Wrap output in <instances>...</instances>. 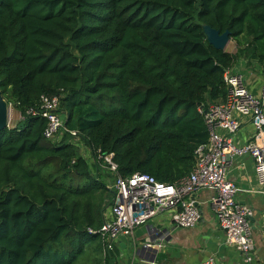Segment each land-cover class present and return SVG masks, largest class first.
Masks as SVG:
<instances>
[{"label":"trees","instance_id":"trees-1","mask_svg":"<svg viewBox=\"0 0 264 264\" xmlns=\"http://www.w3.org/2000/svg\"><path fill=\"white\" fill-rule=\"evenodd\" d=\"M241 60L264 64V0H0V91L23 118L0 130V264H119L121 246L104 257L89 232L117 179L98 157L114 154L123 178L187 177L209 140L203 111ZM43 96L60 97L80 143L45 138L27 113Z\"/></svg>","mask_w":264,"mask_h":264},{"label":"built area","instance_id":"built-area-1","mask_svg":"<svg viewBox=\"0 0 264 264\" xmlns=\"http://www.w3.org/2000/svg\"><path fill=\"white\" fill-rule=\"evenodd\" d=\"M225 82V101L203 111L209 140L198 147L196 164L182 180L168 184L140 173L123 178L119 176L114 154H100L98 160L102 161V166L117 176L109 185L115 195L102 228L98 232L89 230L101 235L104 257L114 251L122 238L133 237L137 228L163 212H171V221L176 228L196 227L201 210L195 195L208 190L213 192L210 203L219 226L226 233V243L240 251L247 263L253 262L254 242L249 219L254 212L236 200L239 189L229 179V172L236 158L249 156L264 194V84L259 92H254L244 76L233 69L227 72ZM27 113L47 121L46 139L61 142L64 135L70 133L74 141L80 143L77 132L66 126L59 96H43L39 105ZM245 119L252 123L254 133L246 144L240 145L235 136ZM201 264L217 263L214 258H209Z\"/></svg>","mask_w":264,"mask_h":264},{"label":"crops","instance_id":"crops-1","mask_svg":"<svg viewBox=\"0 0 264 264\" xmlns=\"http://www.w3.org/2000/svg\"><path fill=\"white\" fill-rule=\"evenodd\" d=\"M233 72L241 73L254 92H259L264 84V64L253 62L248 67L247 62L241 60ZM253 133L252 123L245 119L235 141L244 145ZM229 179L239 189L236 195L238 203L254 212L249 219L254 242L252 263H247L240 251L226 243V233L219 226L210 203L213 192L201 190L195 195L201 210V219L196 227L176 228L171 221V212L160 213L137 228L133 237L120 240L121 251L116 254L119 264H128L129 259L131 264H201L209 258H214L217 264H264V194L256 178L253 160L249 156L236 158ZM146 247L143 257L136 255Z\"/></svg>","mask_w":264,"mask_h":264},{"label":"water","instance_id":"water-1","mask_svg":"<svg viewBox=\"0 0 264 264\" xmlns=\"http://www.w3.org/2000/svg\"><path fill=\"white\" fill-rule=\"evenodd\" d=\"M204 33L207 36L208 42L214 46L217 50L226 51L229 45L231 44V33L230 31H226L225 33L221 34L220 31L212 28L209 25L203 26ZM9 104L4 99L2 92L0 91V130L9 127ZM147 250L143 248L140 252H136V255L139 257H143V252ZM143 259V258H142ZM131 259L128 260V264H131Z\"/></svg>","mask_w":264,"mask_h":264},{"label":"rangeland","instance_id":"rangeland-1","mask_svg":"<svg viewBox=\"0 0 264 264\" xmlns=\"http://www.w3.org/2000/svg\"><path fill=\"white\" fill-rule=\"evenodd\" d=\"M226 51H229V52H236V46L234 44V42L229 45V47L227 48ZM253 74H258L257 71H252ZM257 80V79H255ZM9 106V126L10 127H16L20 122L23 121V118L20 114V112L18 110L15 109V106L13 105H8ZM85 157L89 160V162L91 164L94 163V159L91 157V154H89L88 152H85ZM104 168V167H103ZM112 184V182L110 183V185ZM94 259V255H91L90 253H88L86 256H85V260H91V264H92V261ZM85 264H88L87 262Z\"/></svg>","mask_w":264,"mask_h":264}]
</instances>
